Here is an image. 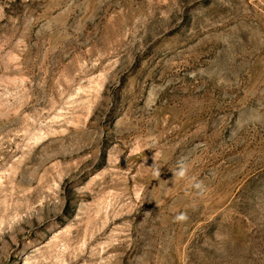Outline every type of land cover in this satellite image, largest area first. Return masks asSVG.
Segmentation results:
<instances>
[{
    "label": "rangeland",
    "instance_id": "rangeland-1",
    "mask_svg": "<svg viewBox=\"0 0 264 264\" xmlns=\"http://www.w3.org/2000/svg\"><path fill=\"white\" fill-rule=\"evenodd\" d=\"M0 264H264V0H0Z\"/></svg>",
    "mask_w": 264,
    "mask_h": 264
}]
</instances>
